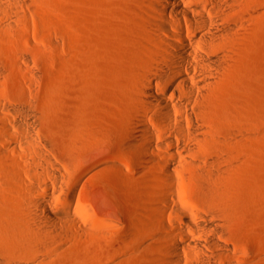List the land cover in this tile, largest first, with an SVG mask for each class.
<instances>
[{
    "label": "rangeland",
    "instance_id": "374dc122",
    "mask_svg": "<svg viewBox=\"0 0 264 264\" xmlns=\"http://www.w3.org/2000/svg\"><path fill=\"white\" fill-rule=\"evenodd\" d=\"M141 2L38 0L39 11L26 7L25 16L17 14L19 33L0 40V99L8 103L6 107L0 103V148L8 157L13 156L9 144L28 155L31 139L45 140L46 151L71 163L73 171L66 192L58 188L50 193L51 208L71 201L74 212L93 228L56 241L52 247L57 252L50 253L47 264H170L165 256L172 252L163 238L175 236V228L193 239L189 242L209 238L211 246L203 245V251L217 254L218 264H264V0H256L261 14L242 62L206 100L212 113L200 116L201 130H192V138L172 133L162 126L158 108L151 107L147 121L159 155L148 153L141 139L131 140L140 128V91L136 80L123 81V70L117 66L121 38L116 30L125 21L126 9L140 10ZM132 17L140 29L139 16ZM22 51L31 54L30 68L37 73L33 81L18 67ZM154 87L161 91L157 81ZM119 93L126 98L110 96ZM20 97L30 105L20 104ZM89 118L100 124L95 136L83 135ZM170 153L177 160L170 159ZM166 168L175 177L171 183ZM207 170L214 173L211 187L224 198L232 196L234 203L218 233L194 216L187 221L165 203L177 202L212 219L211 211L224 204L200 192L197 176ZM7 172L0 164V191L13 197L26 218L34 211L31 200L37 196L22 191ZM28 182L40 194L49 193L34 180ZM158 211L168 229L152 220ZM219 244L232 251L224 253ZM182 255L186 260L184 251Z\"/></svg>",
    "mask_w": 264,
    "mask_h": 264
},
{
    "label": "bare ground",
    "instance_id": "6f19581e",
    "mask_svg": "<svg viewBox=\"0 0 264 264\" xmlns=\"http://www.w3.org/2000/svg\"><path fill=\"white\" fill-rule=\"evenodd\" d=\"M37 1L0 0V40L8 33H19L22 26L18 23L17 14L25 16L26 7L39 11L35 6ZM141 3L140 10L131 7L126 9L122 15L125 21L116 30L121 38V64L117 66L123 70V81L136 80L140 91V128L136 129L137 136L131 140L141 139L148 153L159 155L153 142L155 132L147 121L151 107L158 108L162 126L166 130L181 132L192 138L194 130L202 129L200 116L212 113V105L206 102L211 97L212 89L222 85L231 70L242 62L245 44L261 11L256 0H142ZM134 14L139 16L140 29L132 24ZM24 30L30 35L27 28ZM18 59V67L25 70L33 81L37 73L30 68L31 54L19 52ZM2 70L0 66V78ZM154 81L159 83L161 91L155 90ZM22 91L24 95L28 93L23 86ZM176 94L180 100L175 99ZM110 96L119 97V101L126 98L124 93ZM18 102L27 106L31 103L24 97H20ZM0 103L5 107L8 105L2 99ZM115 112L119 114V111ZM88 120L83 135H97L101 131L100 124L94 118ZM43 141L31 139L29 144L33 150L28 155L9 144L13 156L8 157L7 151L0 148V164L8 170L6 177L22 191L37 196L31 200L34 211L31 209L27 217L22 218L21 206L11 195L0 191V264H47L52 255L50 253L57 252L52 247L56 241L70 240L93 229L88 220L83 217L84 221L74 212L71 201H67L60 209L51 208L50 193H55L58 188L66 192L73 171L71 163L65 164L46 151ZM184 151L187 152V149ZM169 157L173 161L177 160V156L172 153ZM199 166L203 169L208 167L203 164ZM33 169L37 170L36 173ZM165 171L167 180L170 183L174 181L170 169L166 168ZM197 177L202 195L218 198L224 204L211 211L214 213L212 219H205L196 211H188L177 202L171 203L165 199V203L172 205L187 221L194 216L218 233L220 223L234 209L232 196L224 198L225 194L211 187L213 172H204ZM28 179L42 185L49 193L40 194ZM226 191L230 193L231 188L227 186ZM69 192L73 194L74 191ZM152 220L165 229L169 228L161 211L153 215ZM174 230L177 231L175 236L163 238L172 252L165 259L167 257L172 264H218L217 254L203 251V245L211 246L209 238L203 243L189 242L193 239L187 237L183 229ZM179 238H183V241ZM184 240L191 243L190 246L188 244L186 247ZM217 247L227 254L232 251L228 245L219 244Z\"/></svg>",
    "mask_w": 264,
    "mask_h": 264
}]
</instances>
